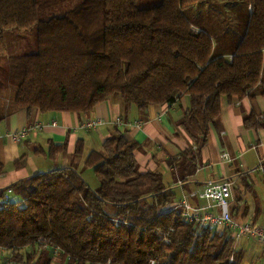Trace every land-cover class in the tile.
<instances>
[{"label":"trees","instance_id":"trees-1","mask_svg":"<svg viewBox=\"0 0 264 264\" xmlns=\"http://www.w3.org/2000/svg\"><path fill=\"white\" fill-rule=\"evenodd\" d=\"M58 1L0 0V53L6 31L35 30V50L8 57L16 108L82 114L118 93L126 106L144 110L186 95L179 125L192 145L167 161L185 181L196 171L221 99L264 94V0H244L242 30L228 40L186 16L207 0H160L149 7L136 0H79L61 15L40 16ZM262 121L251 112L243 124L256 129ZM65 146L50 143L48 155ZM138 146L114 127L101 148L87 154L84 166L97 188L70 164L0 189V198L7 188L15 196L0 204V247L15 264H243L244 249L229 229L186 221L163 174L138 170ZM82 152L78 141L74 156Z\"/></svg>","mask_w":264,"mask_h":264},{"label":"crops","instance_id":"crops-1","mask_svg":"<svg viewBox=\"0 0 264 264\" xmlns=\"http://www.w3.org/2000/svg\"><path fill=\"white\" fill-rule=\"evenodd\" d=\"M254 91L255 89L251 93H255ZM187 108L186 95L171 105L153 104L144 110H138L134 105L126 106L122 98L110 96L82 114L41 111L37 108L28 112L23 108L14 107L10 101L6 102L0 90V116L3 117L0 121V163L4 166V172L0 175V189L19 179L52 168L70 164L83 167L87 154L91 150L100 149L102 141L110 135L114 127H118L129 139L139 143L134 150L138 170H157L163 177L166 175L165 183L175 190L176 201L184 196L192 205L201 207L202 212L217 211L216 207L208 206V201L197 194L209 180H229L232 182V217L240 223L251 222L264 228V211L257 206L252 210L251 218L247 219V203L240 195H235V191L239 190L235 186L236 180L241 179L246 188L256 196L254 182L250 177L251 170L261 172L260 176L264 178V121L256 129L246 128L243 124L244 117L251 112L264 120V94H256L253 99L245 95L234 102L221 99L220 114L209 126L207 143L201 149L196 171L182 181L177 175L176 164L172 166L167 161L192 145L191 139L179 125V120ZM115 116L122 117L131 125L116 126L109 121L92 129L80 127L84 118L101 117L107 121ZM35 125L38 126L20 141H14L10 136L12 132L25 126ZM78 141L83 143V152L74 156ZM50 143H65V150L51 157L48 155ZM249 152H252L256 162L253 163L246 157ZM222 153H227L230 160L222 159ZM16 160L19 161L17 164ZM172 172H175V177ZM245 238L252 240L250 253L256 247L255 242L264 245V242H254V239L248 236L241 237L238 242L234 240V244L243 248L242 240ZM10 252L0 247V264H15L10 258ZM243 264L251 263L244 259Z\"/></svg>","mask_w":264,"mask_h":264},{"label":"rangeland","instance_id":"rangeland-1","mask_svg":"<svg viewBox=\"0 0 264 264\" xmlns=\"http://www.w3.org/2000/svg\"><path fill=\"white\" fill-rule=\"evenodd\" d=\"M40 2L56 1V0H39ZM160 0H136V6L149 7L157 4ZM79 0H62L53 4L49 8H45L40 13L42 18H47L50 15H61L66 10L72 8ZM186 16L190 21L197 24L211 25L217 29L220 35H223L221 39H232L239 36L244 20L246 17V5L244 0H207L201 4L191 6L185 11ZM5 37V50L0 53V90L6 99V102H11L13 105V95L15 87L9 81L6 74V68L8 66V57L13 54L22 52H32L35 46V30H17L11 29L4 33ZM113 97L121 98L118 93L112 95ZM12 97V99H10ZM251 162H256L252 152H249L246 156ZM76 166V165H75ZM85 179V181L92 187L97 188L99 183L93 174L91 168L86 166H76ZM258 166H255V168ZM250 177L254 182V188L256 190V196L252 194L243 184L241 179L236 180L235 186L239 189L235 191V195H240L242 200L247 203L248 212L247 219L251 218L252 210L258 206L261 211H264V178H262L261 172L251 170ZM163 180H167L164 175ZM107 210L111 207L107 206ZM242 246L244 248V259H248L251 264H264V248L261 243H256V247L250 253V243L252 240L243 239ZM260 244V245H259ZM262 254V255H261ZM243 259V260H244Z\"/></svg>","mask_w":264,"mask_h":264},{"label":"built area","instance_id":"built-area-1","mask_svg":"<svg viewBox=\"0 0 264 264\" xmlns=\"http://www.w3.org/2000/svg\"><path fill=\"white\" fill-rule=\"evenodd\" d=\"M111 122L116 126H130L131 124L124 121L122 117L115 116L113 119L105 120L101 117L84 118L80 123V127L85 129H92L105 122ZM54 123V122H53ZM139 125V123H136ZM36 126H25L20 130L14 131L10 134L14 141H20L22 137L28 135L29 132ZM221 158L224 160H230L227 153H222ZM232 182L224 180L220 182L207 181L201 192L197 195L203 199H206L209 203L208 206L216 207L217 211L202 212V208L192 205L186 197H181L175 201L174 207L180 208L183 218L188 222L195 224L208 225L215 228H226L231 231V236L236 242L243 236L251 237L252 239L264 242V228L251 222L240 223L235 220L230 212V202L232 200L231 192ZM15 198L13 190L7 188L2 197L0 198V204L7 203ZM107 264H110L109 262ZM147 264H156L154 259H150Z\"/></svg>","mask_w":264,"mask_h":264}]
</instances>
